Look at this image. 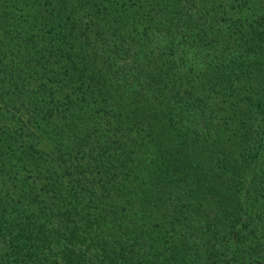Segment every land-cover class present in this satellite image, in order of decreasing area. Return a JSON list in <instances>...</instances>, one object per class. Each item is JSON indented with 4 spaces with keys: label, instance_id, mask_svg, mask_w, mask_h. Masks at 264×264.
Masks as SVG:
<instances>
[{
    "label": "trees",
    "instance_id": "1",
    "mask_svg": "<svg viewBox=\"0 0 264 264\" xmlns=\"http://www.w3.org/2000/svg\"><path fill=\"white\" fill-rule=\"evenodd\" d=\"M0 264H264V0H0Z\"/></svg>",
    "mask_w": 264,
    "mask_h": 264
}]
</instances>
